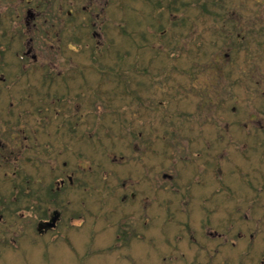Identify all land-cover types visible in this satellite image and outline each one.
I'll return each instance as SVG.
<instances>
[{
    "label": "rangeland",
    "instance_id": "rangeland-1",
    "mask_svg": "<svg viewBox=\"0 0 264 264\" xmlns=\"http://www.w3.org/2000/svg\"><path fill=\"white\" fill-rule=\"evenodd\" d=\"M0 72V264H264V0H0Z\"/></svg>",
    "mask_w": 264,
    "mask_h": 264
},
{
    "label": "flooded vegetation",
    "instance_id": "flooded-vegetation-1",
    "mask_svg": "<svg viewBox=\"0 0 264 264\" xmlns=\"http://www.w3.org/2000/svg\"><path fill=\"white\" fill-rule=\"evenodd\" d=\"M0 81L1 82L6 81V79L4 80V78H3L2 72H0ZM125 90L127 91V89H125ZM61 96L63 97L64 95H60L59 97H57V103H59L62 100ZM44 108H46V107H41V108H39V110L40 111L46 110ZM37 112H38V109H37ZM64 121L69 126L68 128L74 127L73 126V122H74L73 118H71V120H70V119H66L64 117ZM65 122H62L61 126L64 125ZM164 176H166V175L164 174ZM67 179L69 182L72 181L70 176H68ZM22 180H26L27 183L25 184V183L21 182L19 190L17 191L19 193L18 197L22 196L23 198H26V197L32 198V196H33V197H36V199H38L39 202L47 201L50 203V205H53V208L51 209L50 212H48V209H49L48 205H46L44 208L40 207L37 209L39 216L37 217L38 220H37L36 231L39 234H46L47 232L55 230V228L57 226H59V224H60L59 221L61 219L62 212H63L60 210L59 206L57 205L56 199H57L60 191H63L62 189L66 186L65 185L66 179H64V177H61L59 179L60 181H58V183H56V181H55V184H57V187L54 186L53 182L50 183L48 186H45L42 189L43 194L41 193V187L36 188V189H33L31 187V182H32V184L34 183L32 177L26 175V177H22ZM39 191H40V193H39ZM41 194H42V196H40ZM1 203H3V202L1 201ZM4 204L5 203H3V205ZM34 205H36V203ZM1 210H3V209H1ZM250 237H252V235H250Z\"/></svg>",
    "mask_w": 264,
    "mask_h": 264
},
{
    "label": "trees",
    "instance_id": "trees-1",
    "mask_svg": "<svg viewBox=\"0 0 264 264\" xmlns=\"http://www.w3.org/2000/svg\"><path fill=\"white\" fill-rule=\"evenodd\" d=\"M123 87H124V90L127 89V88H126V85H123ZM125 91H126V90H125Z\"/></svg>",
    "mask_w": 264,
    "mask_h": 264
},
{
    "label": "water",
    "instance_id": "water-1",
    "mask_svg": "<svg viewBox=\"0 0 264 264\" xmlns=\"http://www.w3.org/2000/svg\"><path fill=\"white\" fill-rule=\"evenodd\" d=\"M54 221V220H53Z\"/></svg>",
    "mask_w": 264,
    "mask_h": 264
}]
</instances>
